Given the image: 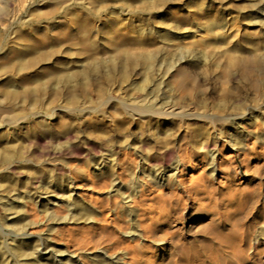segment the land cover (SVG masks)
Here are the masks:
<instances>
[{
  "label": "rangeland",
  "instance_id": "obj_1",
  "mask_svg": "<svg viewBox=\"0 0 264 264\" xmlns=\"http://www.w3.org/2000/svg\"><path fill=\"white\" fill-rule=\"evenodd\" d=\"M7 2L0 85L40 88L32 100L0 95V264H133L131 245L135 264H264V75L242 77L227 57L264 56V12L251 0ZM82 14L86 27L65 25ZM27 45L37 49L25 63L49 60L6 72ZM120 45L152 56L148 74L133 61L122 80L108 58ZM93 62L97 72L61 81ZM130 102L182 117L132 116Z\"/></svg>",
  "mask_w": 264,
  "mask_h": 264
},
{
  "label": "bare ground",
  "instance_id": "obj_2",
  "mask_svg": "<svg viewBox=\"0 0 264 264\" xmlns=\"http://www.w3.org/2000/svg\"><path fill=\"white\" fill-rule=\"evenodd\" d=\"M2 1V0H1ZM4 1V0H3ZM7 1V0H5ZM9 2V0H8ZM7 2V4H8ZM251 2H253V7H254V10L252 11L253 13H258L259 12H264L262 10H264V0H251ZM3 4L0 5V11L3 10ZM5 6V5H4ZM7 7V6H5ZM258 8H259V12L258 11ZM7 9V8H6ZM89 9V8H88ZM8 10V9H7ZM261 10V11H260ZM5 11V10H4ZM90 11L91 9L86 10V14H90ZM147 11V10H145ZM6 14V12L4 13ZM86 14H82L81 16H77V15H74L72 17V20L70 22H66L65 25L68 24V26H71V29L73 30V27L77 25L78 28H81V27H86V22H87V16ZM2 15H3V12H2ZM260 17L262 18L260 22L264 23V15H260ZM209 31H211V28L209 27L208 29ZM145 30L144 29H140L138 30V34L139 35H142L144 34ZM168 33H172V32H169L168 30ZM167 33V36L169 37V34ZM173 34V33H172ZM113 36L112 34L109 35V37L107 36L106 38V41L109 43L111 40H112ZM106 43V42H105ZM107 43L105 45H102V50H107ZM254 45V44H253ZM1 48V47H0ZM99 48V47H98ZM255 49L253 50V54L252 55H248V56H244V57H235L233 54V52L229 51L230 53L227 54V57H228V64L231 68H236L235 72L239 75H241L242 77H246L247 79H250V80H255L254 78L256 76H259V75H264V56L259 54L257 52L258 50V47L255 46L254 47ZM20 49V48H19ZM22 49V48H21ZM37 49L35 46L33 45H27L25 47H23V50H18L14 55H13V61L11 64H8L7 66H5V70L6 72H10L14 74L15 73H19V72H31V70L35 69L36 68V65L40 62H43V61H47L49 60V57L50 56H47L48 54H43V55H39V57L35 56L34 58H29V60L25 63V58L33 53H36V50ZM143 51V50H142ZM140 53H135V52H132L130 49H127L126 47L120 45V46H115L113 51L109 53L108 55V58L109 59H112V61H117L116 63H113L114 65V71L117 70V72L119 73V75L122 77V80H126L129 76V72H130V69L133 65H135V63L133 61L136 62V64H138L139 68L141 70H143V72L145 73L144 75L148 74V71L154 66L155 64V61L152 60V56H150L148 53L146 52H141L139 51ZM134 57V58H132ZM106 58V59H108ZM186 58L185 57V54H181V56L177 59V60H182ZM93 59V57H92ZM91 59V60H92ZM93 61V60H92ZM97 61V59H96ZM195 61V60H194ZM175 62L172 63V61H167V70H170L173 68ZM92 65V64H91ZM112 65V64H111ZM229 68V67H228ZM230 68V69H231ZM101 69V66L98 62H93V66L91 67H84L83 69L81 70H78L74 75L72 74H67L65 76H63V78L61 77V81L62 82H69L75 78H79L81 76H84V75H88L90 73V71H98ZM108 69H112V66L108 67ZM37 76V75H36ZM59 77L58 75V72H52L50 75H49V78H48V81L49 80H56L57 78ZM257 80V79H256ZM35 85L39 84L40 82V79L39 78H34L33 81H32ZM254 83V82H253ZM252 83V84H253ZM66 84V83H65ZM64 84V85H65ZM182 84V83H180ZM255 85V84H254ZM35 87V86H34ZM40 88L39 86L37 87V89L35 90H32V91H23L21 93L23 94H20L19 92L16 93V92H12V93H9L8 89H7V84H2L0 85V95H3L8 101L9 100H13L15 99V97H23V98H26V99H30L32 100V98L36 97L37 96V93L39 92V89ZM141 90H144V85H141L139 87ZM153 90V89H152ZM153 92V91H152ZM16 93V94H15ZM150 93V92H149ZM75 92H72L71 90L67 92V96L73 100L75 98ZM149 95V94H148ZM153 95H151L152 97ZM149 103V101H148ZM124 104V103H123ZM147 104V103H146ZM125 109H127V112L128 114L130 115H134V116H155V117H158V116H180V118L182 117V115H178V114H172L171 112H167V110H163L162 106H160L161 108H156L155 106H153L151 103L148 104V105H144V104H137L135 102H130L129 104L127 105H123ZM164 107V106H163ZM166 107V105H165ZM186 116H189V115H184V117ZM205 117V116H203ZM208 117V116H207ZM205 117V118H207ZM208 119L211 121V122H214L215 120L217 119H221L219 116H213V117H208ZM224 119V118H223ZM12 120V119H11ZM211 155V159H210V162H209V165H213L214 163V156H213V153L210 154ZM189 157H191L189 154L185 153L184 156H180L178 155V161H177V164L175 165V167L173 168V174L171 176H168L167 178H173L175 177V171H180L179 168L181 165H184V163H186V161H189ZM6 161V160H5ZM129 161V160H128ZM125 165H128L127 166V169H130V166L132 165L131 162H127L125 163ZM215 169H212V171H214ZM127 172L129 170H126ZM131 171V170H130ZM129 171V172H130ZM103 173V172H102ZM101 173V174H102ZM107 173V172H106ZM213 173V172H212ZM111 175V174H110ZM133 176V174H132ZM155 179V178H154ZM116 181L115 179H112V182ZM115 183V182H114ZM171 183V182H170ZM113 185V184H112ZM105 186V184H104ZM131 197V196H130ZM127 198V197H126ZM125 200V199H124ZM132 202V201H131ZM129 205V204H128ZM129 211H133L131 209H129ZM110 212H112L114 215H118V211L116 210L115 208V205L111 207L110 209ZM85 213V211H84ZM48 215V213H47ZM87 217V216H86ZM89 218V217H88ZM88 218H85V219H88ZM52 219V218H51ZM62 219V218H61ZM65 219V218H64ZM104 219V218H103ZM63 220V219H62ZM66 220V219H65ZM89 220V219H88ZM105 222L107 220H114L113 217H112V214L109 215V216H105ZM97 221V220H96ZM86 222V220H85ZM95 222V221H94ZM99 222V221H98ZM97 222V223H98ZM114 223V221H113ZM114 226V224H113ZM119 226V224H118ZM99 227V226H98ZM115 227H117L115 225ZM105 227L104 226H101V229H104ZM105 230V229H104ZM104 232H101V234H103ZM111 233V232H110ZM108 234L105 236V242H108L109 244H111L114 240L115 242V237L114 235L112 234ZM88 234V233H87ZM132 234V233H131ZM137 234V233H136ZM149 234L151 235V237L153 236V232L152 230L149 231ZM91 235V234H90ZM126 235H129L130 236V232H126ZM135 236V235H134ZM137 236V235H136ZM93 237V235H92ZM140 237V236H139ZM101 238V237H100ZM82 239H84L83 241V246L84 247H87L89 245H91L92 243V239L91 237H87L84 236ZM82 242V241H81ZM96 244V243H95ZM100 244V243H99ZM112 245V244H111ZM96 246V245H95ZM93 247V246H92ZM96 248V247H95ZM100 248V247H99ZM101 249V248H100ZM103 249V248H102ZM123 249V248H122ZM105 250V249H103ZM131 251L133 252L132 253V260L133 262L136 263V261L139 260V258H137V255H140V251L139 248L137 250V248H133L132 245L131 246H125V249H123V253L124 252H128V251ZM101 251V250H100ZM104 253V251H101ZM102 254V253H101ZM101 256V255H100ZM110 256V255H109ZM141 256V255H140ZM111 257V256H110ZM115 258V257H114ZM109 260H112V259H109ZM118 260V259H117ZM115 261V260H114ZM140 262V261H138ZM108 263V262H107ZM112 263V262H111ZM133 263V264H135Z\"/></svg>",
  "mask_w": 264,
  "mask_h": 264
}]
</instances>
